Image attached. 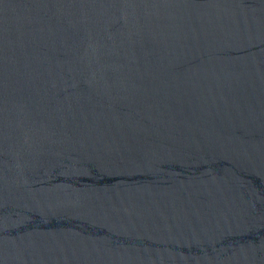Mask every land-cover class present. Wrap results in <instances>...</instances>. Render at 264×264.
<instances>
[{
	"label": "water",
	"instance_id": "water-1",
	"mask_svg": "<svg viewBox=\"0 0 264 264\" xmlns=\"http://www.w3.org/2000/svg\"><path fill=\"white\" fill-rule=\"evenodd\" d=\"M0 264H264V0H0Z\"/></svg>",
	"mask_w": 264,
	"mask_h": 264
}]
</instances>
